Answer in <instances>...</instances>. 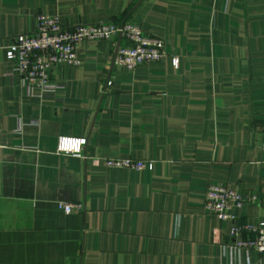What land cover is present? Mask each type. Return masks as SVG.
<instances>
[{
	"label": "crops",
	"instance_id": "1",
	"mask_svg": "<svg viewBox=\"0 0 264 264\" xmlns=\"http://www.w3.org/2000/svg\"><path fill=\"white\" fill-rule=\"evenodd\" d=\"M40 12L69 27L131 20L166 56L129 71L114 40H85L42 99L0 49V264H264L203 209L207 185L226 183L260 195L237 221H264V0H0V40ZM60 135L86 137L83 155L58 153Z\"/></svg>",
	"mask_w": 264,
	"mask_h": 264
},
{
	"label": "built area",
	"instance_id": "2",
	"mask_svg": "<svg viewBox=\"0 0 264 264\" xmlns=\"http://www.w3.org/2000/svg\"><path fill=\"white\" fill-rule=\"evenodd\" d=\"M114 40L113 63L119 68L133 71L137 66L161 60L166 56L165 40L146 33L131 20L99 21L73 27L62 24L57 15L37 13L35 29L30 33L17 34L0 40V49L14 62V71L19 74L28 89L37 91L42 99L53 97L62 85L52 78L53 69L62 64L79 65L81 43L85 40ZM177 64V59H173ZM111 83L110 80L107 82ZM86 137L60 135L57 152L80 157L84 153ZM1 144V131H0ZM264 150V138L261 143ZM108 167H123L133 170L153 169V161L132 158H106ZM260 195L249 190H239L226 183L211 182L205 189L203 209L221 220L233 222L229 235L230 244L236 249L257 250L264 254V221L241 224L237 210L245 204L256 203ZM58 207L70 213L81 210L79 202L59 201ZM252 233L250 238H238L241 231Z\"/></svg>",
	"mask_w": 264,
	"mask_h": 264
},
{
	"label": "trees",
	"instance_id": "3",
	"mask_svg": "<svg viewBox=\"0 0 264 264\" xmlns=\"http://www.w3.org/2000/svg\"><path fill=\"white\" fill-rule=\"evenodd\" d=\"M126 20V19H125Z\"/></svg>",
	"mask_w": 264,
	"mask_h": 264
}]
</instances>
